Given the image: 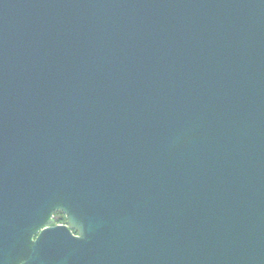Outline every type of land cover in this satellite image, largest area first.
<instances>
[{
    "label": "water",
    "instance_id": "water-1",
    "mask_svg": "<svg viewBox=\"0 0 264 264\" xmlns=\"http://www.w3.org/2000/svg\"><path fill=\"white\" fill-rule=\"evenodd\" d=\"M0 264H264V0H0Z\"/></svg>",
    "mask_w": 264,
    "mask_h": 264
},
{
    "label": "flooded vegetation",
    "instance_id": "flooded-vegetation-1",
    "mask_svg": "<svg viewBox=\"0 0 264 264\" xmlns=\"http://www.w3.org/2000/svg\"><path fill=\"white\" fill-rule=\"evenodd\" d=\"M53 221L57 225H65L66 224L65 217L59 211H56V212L53 213Z\"/></svg>",
    "mask_w": 264,
    "mask_h": 264
}]
</instances>
